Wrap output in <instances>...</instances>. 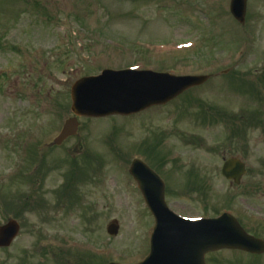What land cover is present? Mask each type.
Wrapping results in <instances>:
<instances>
[{
  "label": "rangeland",
  "instance_id": "374dc122",
  "mask_svg": "<svg viewBox=\"0 0 264 264\" xmlns=\"http://www.w3.org/2000/svg\"><path fill=\"white\" fill-rule=\"evenodd\" d=\"M229 4L230 0H0V45H7L0 50V226L9 219L21 226L11 247L0 249V264L144 259L154 218L128 173V162L139 156L137 152L168 189L177 191L167 193L171 209L187 217L203 214L206 206L209 216L233 210L251 232L264 238L257 222L264 219V127H247V135L224 142L226 158L245 161L251 170L246 183L260 187L259 195L245 197L254 201L247 200V208L241 190L220 172L221 143L232 127L212 126L214 119L207 126L213 110L237 115L241 106L250 108L252 99L238 87L240 82L251 79V97L264 102V86L259 85L264 78V0H248L244 25L231 16ZM134 66L180 76L219 75L165 108L135 118L80 119L76 137L44 152L41 145L49 146L72 117L75 82L105 69ZM196 112L203 120L200 125ZM195 132L206 139L209 151L181 139ZM113 150H121L119 158ZM164 153L175 173H163L161 165L153 163ZM42 161L50 169L38 177ZM191 161L209 176L211 196L192 193L195 169L182 164ZM226 193L235 198L229 206L222 197ZM114 219L120 225L118 237L106 230ZM97 250L102 257L94 256ZM234 254L214 256L225 260L223 256ZM257 261L264 264V259Z\"/></svg>",
  "mask_w": 264,
  "mask_h": 264
},
{
  "label": "water",
  "instance_id": "95a60500",
  "mask_svg": "<svg viewBox=\"0 0 264 264\" xmlns=\"http://www.w3.org/2000/svg\"><path fill=\"white\" fill-rule=\"evenodd\" d=\"M247 0H232L231 12L244 23ZM206 77H174L149 72L104 71L98 77L79 80L72 88V111L76 116L105 117L129 115L152 105L165 104L190 87L206 81ZM77 118L68 120L60 144L77 133ZM243 166L229 160L224 167L228 178L239 182ZM238 172V173H237ZM131 173L143 192L146 203L156 218L151 253L141 264H202L204 254L221 248H240L254 253L264 252V243L249 237L238 223L227 215L218 220L188 222L170 212L164 201V184L143 163L134 162ZM20 231L19 224L10 220L0 227V247H9ZM108 231L117 234L112 223ZM193 261H192V260Z\"/></svg>",
  "mask_w": 264,
  "mask_h": 264
},
{
  "label": "flooded vegetation",
  "instance_id": "af4514ba",
  "mask_svg": "<svg viewBox=\"0 0 264 264\" xmlns=\"http://www.w3.org/2000/svg\"><path fill=\"white\" fill-rule=\"evenodd\" d=\"M207 264H211L210 259H206Z\"/></svg>",
  "mask_w": 264,
  "mask_h": 264
}]
</instances>
